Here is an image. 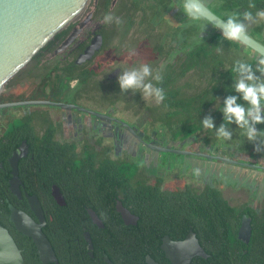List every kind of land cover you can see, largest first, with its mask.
I'll return each instance as SVG.
<instances>
[{
  "label": "flooded vegetation",
  "instance_id": "af4514ba",
  "mask_svg": "<svg viewBox=\"0 0 264 264\" xmlns=\"http://www.w3.org/2000/svg\"><path fill=\"white\" fill-rule=\"evenodd\" d=\"M149 1L155 4L154 0ZM116 3L117 0H112L109 9L112 10ZM206 4L212 12L219 11L213 1L206 0ZM95 6L88 7L80 19L70 24L66 35L55 42L51 50L35 54L22 68L19 77L22 91L18 96L8 94L9 90H5L8 85L0 92L3 104L35 102L0 109V112L7 110L11 114L0 130V156L13 146L5 161L0 160V229L11 237L16 249L15 254H11L0 247V264H18V260L21 264H108V261L111 264H141L133 228L140 217L134 205L143 194L137 187L138 181L126 182L121 178L120 169L111 166L113 161L118 166L124 162L135 164L137 173L146 178L144 185L173 197H180L186 190L202 194L210 188L219 191L231 206L247 205L258 211L259 217L264 215V148L254 152L243 130L233 124L235 135L231 141L217 138L215 129L202 128L185 135L186 118L173 115L175 109L162 107L161 103L154 106L156 108L147 107L139 92L133 94L129 90L130 95L125 100H108L121 92L117 77L124 69L116 65L106 72L113 61L101 55L113 50L116 59L118 48L126 45L128 50L132 46L127 39L135 25L153 23L151 20L134 21L125 39L117 41L118 31L114 27L102 23L103 20H93ZM141 7L146 9L145 5ZM154 8L163 11L156 16L162 17L160 25L169 30L164 34L163 43L155 46L156 37L146 43L144 49L148 52L142 55L139 66L147 63L161 74L178 75L188 51L201 43L204 30L208 34L214 27L203 20L188 19L181 0H172L166 11L159 6ZM89 13L90 19L79 25ZM74 28L79 30L73 41L54 54ZM98 36L101 37L99 49L89 60L76 64L75 60ZM105 36L110 38L108 47ZM71 62L78 66V76L83 70L93 72L87 83L80 82L79 77L72 79L63 71ZM139 66L132 64V67ZM192 71L164 87L178 91L180 103L202 89V86L190 89L180 83ZM132 95H137L138 99H133ZM157 108L162 118L152 115H156ZM14 109L20 112L12 113ZM145 109L149 110L150 117L140 118L139 122L123 114L129 112L136 118ZM189 120L194 122L196 118ZM214 125L218 128L216 123ZM257 129L264 130V124H258ZM15 150L20 151L21 157L16 164L18 180L11 183L10 158ZM217 157L250 166L224 163L216 160ZM146 165L152 166L151 176L143 171ZM228 166L251 172L238 171L233 176L235 170H229ZM194 169H199V175ZM158 171L168 177V182L162 176H155ZM115 178L121 180L116 182ZM240 181L244 199L234 204L232 196L226 197L224 190L237 188L234 184L238 186ZM53 186L58 188L62 202L52 196ZM29 197H35L40 205L44 222L41 231L53 252V257L44 260L37 254L32 239L18 231L12 218L10 208L24 213L36 224L42 223L31 209ZM183 202L185 198L178 199V203ZM245 218L249 221V233L239 236L247 244L252 229L251 217ZM164 236L168 235L161 236L158 246L152 243L145 248L150 255H145L142 264H148L146 257L152 264H172L161 248ZM195 257L199 256H194L190 264Z\"/></svg>",
  "mask_w": 264,
  "mask_h": 264
},
{
  "label": "trees",
  "instance_id": "16d2710c",
  "mask_svg": "<svg viewBox=\"0 0 264 264\" xmlns=\"http://www.w3.org/2000/svg\"><path fill=\"white\" fill-rule=\"evenodd\" d=\"M171 1L154 0L155 4L153 6H159V9H165L166 11ZM210 1H213L214 5L219 9V11L213 9L214 12L225 20L227 15L233 12L243 13L250 10L255 14L260 10H264V0H253L256 5L254 9H248L249 0ZM111 2L112 0H97L94 7L93 20H103V17L109 13L120 17L123 21L121 25H116L115 23L108 25L118 31L117 41L125 39L136 16L140 14L144 20H148V17L146 18L147 10L141 7L138 0H117L114 8L110 10ZM93 5L92 1L90 6L92 7ZM162 12L161 10H156L154 14L157 15ZM203 21L206 22L205 20ZM251 24L253 27L248 25L250 30L249 32L247 31L248 34L264 44V20H257ZM69 29L70 27H67L56 34L38 53L46 51V49L51 50L54 47V43L60 41ZM109 40L110 38L105 39L106 47L111 45ZM217 46L222 47L223 51L229 54L231 49H238L239 43L225 40L221 32L212 28L211 33L202 37L201 43L193 45L188 51L187 58L179 74L174 75L163 72V80L157 85L164 89L166 85L173 84L190 70L209 72V84L203 86L201 91L194 96H186L182 103L178 101V91L164 89L166 98L161 103V106L174 108L175 113L173 115L186 118V124H183L186 127L185 135L194 134L201 130L203 128L201 120L205 116H211L213 122L219 127L224 122L221 112L223 99L228 95H236L232 90V84L235 80V73L232 71L234 62H228V67H225L224 61L220 58V53L216 51ZM244 57L246 58L244 61L255 64L258 56L255 54L250 56L248 50H246ZM77 69L78 66L71 62L63 71L72 79L79 77L82 83H87L90 76H93V72L84 70L78 76ZM21 71L22 69L6 85L12 83L13 80H18ZM128 95L129 92H118L114 94V97L108 98V100H125ZM132 98L138 99L137 95H132ZM238 102L244 103L242 100H238ZM157 110L158 108L156 109V115L153 113L152 115L162 118V115ZM191 118H196V121L192 122L189 120ZM232 125H228L230 131H232ZM233 135L235 134L233 133ZM12 148L13 146L4 151L5 153L0 156L1 161H5ZM111 166L120 169L121 178L124 177V181H138L139 185L137 187L143 194L141 199L138 198V204L134 205L140 217L137 225L133 228L137 234L136 241L141 264L145 255L149 254L145 249L149 244L156 243L158 246L163 235H168L173 240H181L185 238L189 230H192L195 234L196 239L207 255L206 258L195 257L191 261L192 264H264V215L259 217L256 213L258 211L247 205L231 206L219 191L214 192L210 188L202 194H192L189 190H186L180 197H173L161 192L158 188L144 185L146 178L137 173L135 164L124 162L118 166L113 161ZM121 178H115L116 182H119ZM179 198H185V202L178 203ZM244 215L251 217L252 233L247 244L238 235L241 218Z\"/></svg>",
  "mask_w": 264,
  "mask_h": 264
},
{
  "label": "water",
  "instance_id": "95a60500",
  "mask_svg": "<svg viewBox=\"0 0 264 264\" xmlns=\"http://www.w3.org/2000/svg\"><path fill=\"white\" fill-rule=\"evenodd\" d=\"M92 1L96 5L97 0H0V92L7 82L56 34L80 19ZM193 2L199 3L200 0H193ZM203 14V20L221 32L219 28L222 26L224 19L212 12L207 6L203 9ZM90 17L91 14L89 13L79 25L82 26ZM78 30L74 28L65 41L55 49L54 54L60 52L72 42ZM238 43L253 54L264 56V44L252 36L248 35L246 41ZM100 44L101 37H95L83 54L75 60V63L81 64L85 60H89L94 51L99 49ZM24 104H35V102L0 103V109ZM157 149L165 151L161 148ZM200 156L212 158L203 154H200ZM19 157H21L20 151L15 150L10 158L12 167L11 183H16L18 180L16 164ZM217 159L224 163L250 166L223 157H217ZM51 194L58 202H62L61 194L56 186L52 187ZM28 199L31 209L42 223L40 225L36 224L24 213L10 208L12 218L17 224L18 231L32 239L41 260L53 257L51 245L41 231V225L44 222L40 205L35 197H29ZM123 218L126 219V217ZM249 228V221L243 216L238 235L249 233ZM0 247L10 251L11 254L16 250L11 237L2 229H0ZM161 248L172 264H190V260L194 256L207 257L192 230H189L181 241H172L168 236H164ZM146 261L148 264H152L148 257H146ZM18 264H21L19 260ZM108 264L111 263L108 261Z\"/></svg>",
  "mask_w": 264,
  "mask_h": 264
},
{
  "label": "clouds",
  "instance_id": "9594fccd",
  "mask_svg": "<svg viewBox=\"0 0 264 264\" xmlns=\"http://www.w3.org/2000/svg\"><path fill=\"white\" fill-rule=\"evenodd\" d=\"M183 13L193 22L204 19L203 9L207 6L206 0L199 3L193 0H181ZM256 7L253 0H249L248 9ZM257 20H264V10L253 14L252 11L243 13L233 12L227 15L222 26L219 28L222 37L232 42H241L248 39L247 28ZM102 23L121 25L120 17L111 13L103 17ZM217 53H222L220 46L216 47ZM232 71L235 73V80L232 90L236 95H228L223 99L222 114L223 123L215 128L211 116H205L201 120L202 127L206 130L215 129L217 138L224 141H231L232 131L228 125L235 124L237 128L243 130L246 140L253 144L254 152H260L264 148V130H258V124H264V56L256 57L255 64L244 60H236ZM258 73V74H257ZM163 80L159 69L153 70L150 64L144 63L139 67H129L123 70L117 77L120 91L122 93L129 90L135 94L139 92L145 100L154 99L156 104L162 103L166 96L164 89L157 86ZM242 100L244 103L238 102ZM199 175V169H194Z\"/></svg>",
  "mask_w": 264,
  "mask_h": 264
},
{
  "label": "rangeland",
  "instance_id": "374dc122",
  "mask_svg": "<svg viewBox=\"0 0 264 264\" xmlns=\"http://www.w3.org/2000/svg\"><path fill=\"white\" fill-rule=\"evenodd\" d=\"M130 1V0H128ZM142 5H145L146 8V18L148 17V20H151V22L153 23V25L151 24L149 25H141V23L139 22V20H144L141 15L136 16L135 21H138L139 24L135 25L127 40H129V43L132 44V46L127 50L126 45L121 46L120 48H118L117 50V56L116 59L113 58L114 53L113 50L108 51L107 53H103L101 55V57L105 58L106 60H112L113 63L110 65V67H108V69L106 68V72L110 71L111 69H113L116 65L118 66H122L123 69H127L129 67H132V64L139 66V61L141 62L142 59V55L148 51H146V49H144V47H146V43H148L150 41V39H152V37H156V41L154 43L155 46H157L160 43H163V39H164V34L169 30L166 29V26L160 25L161 23L159 21H161L162 17H157L156 14H154L155 12V8L153 6V4H151V2L149 0H138ZM147 5V6H146ZM152 5V6H151ZM149 6H151L149 8ZM147 21V20H146ZM250 26V24H249ZM152 27V28H151ZM151 28V29H150ZM149 31V32H148ZM171 31V30H170ZM247 31L249 32V28H247ZM207 32L206 30H204V34L205 35ZM146 40V41H145ZM247 48H245L243 45L239 44L238 49H231L229 54H226L225 51H222V53H220V58H222V60L224 61V66L228 67L229 63L228 62H235L236 60L240 59V60H246V58L244 57L245 52H246ZM248 54L250 56L254 55L252 52H250L248 50ZM210 82V74L209 72H200L198 70H193L192 72L188 73L187 76L180 82L181 84H184L186 87L193 89L194 88H201V86H205L208 85ZM19 79L18 80H13L12 83H10L8 86L9 88L5 89V90H9L10 95L12 96H18L19 93L22 91V88L20 87L19 84ZM6 93V91H5ZM12 93V94H11ZM130 95V94H129ZM141 95V94H140ZM15 100V99H14ZM142 100L145 101L146 106H150L153 108H156L154 106H156V102L154 99H148L145 100L142 97ZM119 106V105H118ZM120 107V106H119ZM12 113L18 114V112H20L19 109H14L12 110ZM120 111V109H119ZM125 116H130L131 120L133 122H139L140 118H145V117H150V113L149 110L145 109V111L143 110L141 113V116L136 117V118H132L133 116L129 113L124 111L123 113ZM11 114L8 113L7 110L1 111L0 112V130H2L4 128V125L6 123L7 120H9V116ZM237 144H235V149H236ZM233 148V147H232ZM246 149H248V147H245ZM249 150V149H248ZM172 158V157H170ZM229 170H235L233 171V176H235L237 174V172L239 171L244 172L246 171L247 174H249L251 171H248V169H244V168H239V167H233V166H228ZM143 171L147 176H151V171H152V166L151 165H146L145 167H143ZM155 176H162L165 178L163 173H160L159 171L155 174ZM188 179V178H187ZM165 182H168V177L165 178ZM235 187L237 188H233L231 190H224L225 196H232V203L234 204H240L241 202H243V195H244V187L242 186V182L240 181L239 185L237 186L236 184H234Z\"/></svg>",
  "mask_w": 264,
  "mask_h": 264
}]
</instances>
